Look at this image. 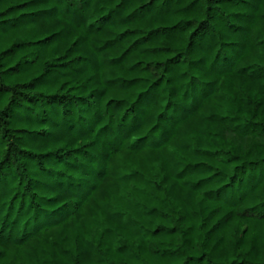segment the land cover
<instances>
[{
    "label": "trees",
    "instance_id": "16d2710c",
    "mask_svg": "<svg viewBox=\"0 0 264 264\" xmlns=\"http://www.w3.org/2000/svg\"><path fill=\"white\" fill-rule=\"evenodd\" d=\"M0 264H264V0H0Z\"/></svg>",
    "mask_w": 264,
    "mask_h": 264
}]
</instances>
